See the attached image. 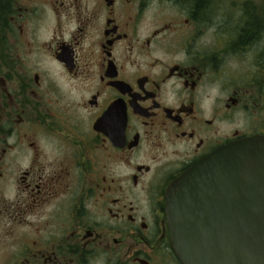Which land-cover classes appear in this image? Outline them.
Here are the masks:
<instances>
[{"label": "flooded vegetation", "instance_id": "af4514ba", "mask_svg": "<svg viewBox=\"0 0 264 264\" xmlns=\"http://www.w3.org/2000/svg\"><path fill=\"white\" fill-rule=\"evenodd\" d=\"M0 0V264H185L172 184L264 136V0Z\"/></svg>", "mask_w": 264, "mask_h": 264}, {"label": "water", "instance_id": "95a60500", "mask_svg": "<svg viewBox=\"0 0 264 264\" xmlns=\"http://www.w3.org/2000/svg\"><path fill=\"white\" fill-rule=\"evenodd\" d=\"M165 220L185 264H264V136L233 141L176 180Z\"/></svg>", "mask_w": 264, "mask_h": 264}, {"label": "rangeland", "instance_id": "374dc122", "mask_svg": "<svg viewBox=\"0 0 264 264\" xmlns=\"http://www.w3.org/2000/svg\"><path fill=\"white\" fill-rule=\"evenodd\" d=\"M150 10H161L160 0H151Z\"/></svg>", "mask_w": 264, "mask_h": 264}]
</instances>
